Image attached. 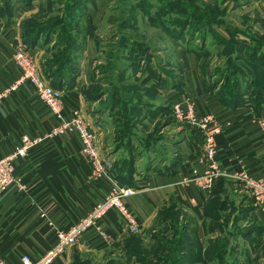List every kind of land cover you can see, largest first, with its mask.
Returning a JSON list of instances; mask_svg holds the SVG:
<instances>
[{"label":"rangeland","instance_id":"374dc122","mask_svg":"<svg viewBox=\"0 0 264 264\" xmlns=\"http://www.w3.org/2000/svg\"><path fill=\"white\" fill-rule=\"evenodd\" d=\"M0 26L24 44L44 32L36 48L42 69L62 64L66 43L80 46L74 87L82 83L94 126L110 133L113 178L122 159L132 161L135 172L124 173L130 176L126 185L139 184L137 176L143 180L151 166L182 162L181 152L172 162L165 138L174 136L177 144L186 135L203 136L174 114L175 107L186 112L190 106L198 117L214 116L202 113L188 90L199 74L195 95L206 92L213 105H223L220 98L240 88L241 102L233 108H249L255 119L264 112V0H0ZM176 92L180 101L178 94L171 98ZM204 143L203 137L206 159ZM226 200L234 207L219 212L225 230L196 242L193 264H264V233L241 223L233 199ZM180 217L158 228L156 239L137 245L141 264L187 263L195 238L182 224L193 223L188 217L180 223ZM241 229L242 238H233Z\"/></svg>","mask_w":264,"mask_h":264},{"label":"crops","instance_id":"0c3cea01","mask_svg":"<svg viewBox=\"0 0 264 264\" xmlns=\"http://www.w3.org/2000/svg\"><path fill=\"white\" fill-rule=\"evenodd\" d=\"M19 40L17 34L0 26V95L20 78L21 71L14 61ZM201 79L199 74L188 90L200 101L202 113L214 115L225 128L218 139L217 165L222 177L208 192L192 184H183L181 181L193 169L199 172L208 169L203 154V137L199 132L186 135L177 144L173 141L174 136L169 141L165 138V150L173 155L172 162L180 152L182 162L163 165V168L151 166L150 174L143 180L140 173L137 176L141 180L137 184V194L125 203L139 232L131 233L127 220L112 211L96 229L88 232L52 264H141L136 247L129 241L136 238L139 245L149 243L157 238L158 228L176 218L177 214L181 216L180 223L182 219L193 223V227L182 224L184 230L195 238L191 241L186 263L193 264L196 242L204 237L209 239L217 230L226 228L219 224V212L233 206L226 197L230 201L233 199L241 223L254 226L255 233H264V206L257 204L250 187L240 178L242 175L251 180L264 178V128L261 126L264 112L255 119L249 108L229 109L213 105L214 98L210 94L195 95V90L201 91ZM81 84L79 82L73 91L64 92V112L79 111L94 125L93 118L86 111ZM177 94H172L171 98ZM176 100L180 101L179 94ZM55 125L56 118L38 99L34 87L22 85L0 102V156L11 154L23 136L44 137ZM109 134L100 133L97 146L101 153L108 151L111 155ZM171 141L172 150L169 148ZM141 173L146 174L143 170ZM17 175L21 184L0 193V257L9 264H20L25 255L35 262L41 261L57 244L55 232L84 218L105 198L111 186L108 180H89L91 167L82 155L80 140L71 135L58 137L33 149L26 160L19 162ZM242 234V229L235 231L233 238H242ZM133 248L136 253L131 254Z\"/></svg>","mask_w":264,"mask_h":264},{"label":"built area","instance_id":"2783aa9c","mask_svg":"<svg viewBox=\"0 0 264 264\" xmlns=\"http://www.w3.org/2000/svg\"><path fill=\"white\" fill-rule=\"evenodd\" d=\"M15 49L14 61L20 69L21 75L12 87L0 95V102L8 94L18 91L22 85L30 84L34 87L38 99L46 105L56 118V125L44 137L23 136L20 145L11 154L0 156V193L21 184L17 175L19 162L26 160L33 149L66 135L76 136L80 140L82 155L91 167L89 180L91 182L108 180L111 184L104 200L95 204L84 218L67 229H60L55 232L57 244L41 261L35 262L30 256L25 255L21 258L20 264H52L69 248L76 246L88 232L96 229L99 223L112 211L118 212L123 219L127 220L131 233H138L137 222L125 203L128 198L137 194V188L123 185L115 177L113 178L114 161L108 154L101 153L97 146V137L103 130L90 124L79 111H73L71 114L64 112V91L55 89L46 78L40 63L39 51L31 50L21 41L16 43ZM174 114L179 119L199 128L203 133L205 161L208 167L202 173L193 169L191 174L182 180V183L195 184L202 191L208 192L212 189L214 182L222 177L217 165V158L218 139L223 133V127L214 117H198L190 106L186 112L177 106L174 109ZM240 178L245 180L250 187L251 196L257 201V204L264 206V178L251 180L246 175H242ZM0 264L9 263L0 257Z\"/></svg>","mask_w":264,"mask_h":264},{"label":"trees","instance_id":"16d2710c","mask_svg":"<svg viewBox=\"0 0 264 264\" xmlns=\"http://www.w3.org/2000/svg\"><path fill=\"white\" fill-rule=\"evenodd\" d=\"M44 35V32H41L36 38H34L36 41L35 42H29L28 40H26L25 44L31 49V50H35L37 48V46L39 45V40L42 39V36ZM66 47V51L64 52V56H66L63 60V62H61L62 64L59 65H55L53 63H51L50 65L48 64L47 66L43 67L44 70V74L46 76V78L51 82V85L58 90L67 92V91H73L76 86L74 87L75 83L73 81V77L74 76V72L72 70V66H73V62L76 59L77 53L80 50V46H75V45H71L69 43H66L65 46ZM62 65V67H61ZM229 77V76H228ZM226 80V79H225ZM77 85V84H76ZM71 89V90H69ZM242 92L240 91V88H235V90L230 94V93H226L222 98H220V100L222 101L223 106L228 107V108H233L236 107L242 99L241 96ZM255 109L257 111H259V106H255ZM141 111V110H140ZM125 145V144H124ZM128 145L126 144V147ZM132 161L129 159H122L119 163V169L118 171L116 170V177L115 179L123 184L122 182L126 181L125 179H129L130 176L124 174V173H129V175L133 174L135 172L134 168H132L131 165ZM134 175V174H133ZM127 176V178H126ZM126 185V184H123ZM127 186H132V187H136L137 185H127ZM129 242H132V245L136 247V249L138 248L137 245H139V242L137 241L136 238H132ZM136 249L133 248V250H131V254L136 253ZM190 249V247H189ZM185 252V251H184ZM138 254V253H137ZM136 254V255H137ZM138 257V255H137Z\"/></svg>","mask_w":264,"mask_h":264}]
</instances>
